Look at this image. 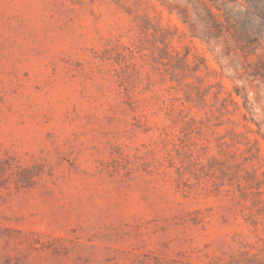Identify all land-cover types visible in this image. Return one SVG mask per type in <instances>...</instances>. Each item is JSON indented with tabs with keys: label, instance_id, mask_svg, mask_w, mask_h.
<instances>
[{
	"label": "rangeland",
	"instance_id": "rangeland-1",
	"mask_svg": "<svg viewBox=\"0 0 264 264\" xmlns=\"http://www.w3.org/2000/svg\"><path fill=\"white\" fill-rule=\"evenodd\" d=\"M0 264H264V0H0Z\"/></svg>",
	"mask_w": 264,
	"mask_h": 264
}]
</instances>
